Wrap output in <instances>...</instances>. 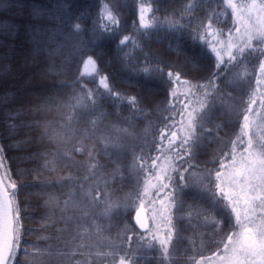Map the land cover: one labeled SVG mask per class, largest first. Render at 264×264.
<instances>
[{"label":"trees","instance_id":"16d2710c","mask_svg":"<svg viewBox=\"0 0 264 264\" xmlns=\"http://www.w3.org/2000/svg\"><path fill=\"white\" fill-rule=\"evenodd\" d=\"M103 2L104 0H0V70H3L0 75V95H9V100L0 104V146L4 148V157L12 170L13 178L20 185L17 202L21 208L23 224L20 248L11 264H41L34 249L43 250L49 245L52 246L54 255L43 258L46 264H76L77 261L80 264H112L113 256H97L96 253L111 252L113 249L109 245L113 242L121 248H127L128 235L132 236V240L131 247L127 250H135L136 264H161L158 246L148 248L138 235H133L143 233L133 222V212H113L111 216H104L103 203L89 208L85 199L81 210L69 209L62 213L59 207H45L48 196L37 193L41 191L40 182L50 180L52 183L46 190L54 193L63 202L67 198L69 188L61 187L56 182V177L68 175L75 177L77 184L99 183L103 187V182L109 181L108 190L114 193L113 199L121 198L131 191L136 177L132 168L133 151L141 154L143 149V153L148 156L158 154L155 144L160 142L159 132L173 119L171 112H179L182 107L179 100L184 99L183 94L187 91L182 84L172 85L166 72L169 69L180 71L182 79L197 84L206 83L216 70L215 54L203 42L194 40L191 31L201 21L207 22L212 8L219 10L222 5L219 0H196V7L191 15L185 14L181 20L185 25L183 29L172 31L164 25L148 30L147 35H141L138 32L141 4L150 3V15L163 21L165 17L180 18L187 0H112L120 17V28L115 37L99 38L93 35L92 29L93 21L96 20ZM37 11L41 15L37 16ZM226 11L227 14L221 16L215 24L217 28L224 30L225 35L233 26L234 19L231 10ZM77 22L82 25L83 31L78 36L70 35L72 25ZM38 29L42 35H36ZM123 35H136L141 48L129 47L121 51L118 39ZM49 37L56 43H50ZM57 43L66 46L59 54L49 56ZM70 46H78V54L68 55ZM129 51L131 59L125 58V52ZM87 56H93L97 60L100 72L109 77V83L114 90L136 96L143 111L137 112L123 100H105L102 111L106 118L92 132H89L87 121L95 119V116L88 114L86 109H81L83 115L79 117L78 122L71 125L74 129L71 143L53 142L49 138L53 130H58V125L65 123L64 115L58 106L69 102L71 97L81 90L82 85L89 89L98 85V78L84 76L80 77L79 81L77 79L85 70L81 57L86 59ZM146 58L163 62L165 74L149 77L138 71V68L146 65ZM259 59L260 57L253 56L244 64L231 66V84L225 86L223 79L218 81L221 88H226V93H231V96L225 95L217 100L212 122L207 124L208 128L213 129L216 125H221L219 138H215L216 132L205 133L207 138L199 148L194 163L202 167L205 164L213 167L209 162L218 155V150L230 139H235L242 120L230 115L229 109L238 108L242 100H247L250 87L255 86L254 78L258 71ZM62 64L63 71H59ZM53 66L59 74L48 71ZM245 67L250 75H245L242 79L240 74L244 73ZM173 88L179 100L171 96ZM191 99L196 106L199 98ZM172 104H175L174 109L170 107ZM254 107L258 108L259 102ZM18 110L20 114L15 115ZM9 113L12 114L11 117ZM165 117H169V120H165ZM174 119L179 121L180 116L176 115ZM252 119L251 134L257 139L264 135V119L257 116ZM10 124L17 126L14 134L9 132ZM114 127L126 129V132L120 134V147H109L105 154L104 143L99 137L109 134ZM86 132H89L92 138L83 140V143L88 146L95 144L99 167L94 171L99 172V176L93 178L89 174L87 154L74 151V162L68 166L60 163L54 172L43 169L45 157L42 153L66 151L72 149L73 145L79 146L78 141L83 139ZM48 159L52 157L49 156ZM18 169L25 170L22 176H17ZM117 169L119 173L113 179L112 174ZM187 175L188 173H185V176ZM85 176H88V180H84ZM34 177H38V180H34ZM76 192L79 197V188ZM180 195L188 203L199 201L211 210L212 215L207 220L203 216L196 218V229H193L186 219H181L179 215L174 216L173 222L181 230L184 239L178 242L170 261H164L163 264H189L188 256L192 254L194 246H198L197 251L203 255H210L215 250L210 238L215 227L213 216L225 221L230 217V210L213 205L195 189H184ZM155 210H161L159 203L155 205ZM85 211L88 215L83 214ZM172 211L176 212V209ZM49 214L55 217L54 222L45 220ZM62 215L74 216L77 219L69 221L67 230L58 233L57 229L66 227L64 220L60 219ZM147 215L150 219L151 210ZM232 219L234 221V217ZM156 220L163 230L164 221L159 215ZM126 225L129 229L127 232L124 231ZM152 226L150 219L149 227ZM118 234L124 235L123 243ZM189 238L195 240L196 244L193 245ZM81 244L83 247H78ZM25 249L28 250L27 255ZM73 251L76 254L70 260L58 254Z\"/></svg>","mask_w":264,"mask_h":264},{"label":"snow or ice","instance_id":"6c2138e0","mask_svg":"<svg viewBox=\"0 0 264 264\" xmlns=\"http://www.w3.org/2000/svg\"><path fill=\"white\" fill-rule=\"evenodd\" d=\"M219 3L222 7H219V10L212 8L207 16V22L201 21L191 31L194 40L203 42L215 54L216 70L212 72L206 83L197 84L182 79L180 71L169 69L166 72L167 79L172 85L182 84L187 91L183 94L184 99L179 100L175 88L171 90V96L179 100L182 107L178 113L171 112L173 119L160 130V142L155 144L158 154L148 156L143 153V149H141V154L133 151L132 168L136 172V177L131 191L121 198L113 199L114 193L108 190L109 181L107 180L101 187L99 183L95 185L77 184L76 178L72 175L58 176L56 182L61 187L69 188L66 193L67 198L61 202L59 197L46 190L52 181H41V191L37 194L48 196L45 207H59L62 213L69 209L81 210L83 201L87 199L89 208H94L97 203H103L104 216H111L113 212L129 214L134 212L135 224L144 231L143 233H133V235H138L148 248L158 246L161 264H163L164 261H170L178 242L184 239L181 230L173 222V217L179 215L181 219H186L193 229H196L197 225L194 222L196 218L203 216L207 220L212 215L211 210L199 201L194 200L192 203H188L182 199L180 194L184 189H195L201 197L209 199L213 205L230 210V217L225 221L213 216L215 227L210 238L215 250L210 255H203L197 251L198 246H194L192 254L188 256L189 264H264V135L254 139L251 134L252 117L257 116L264 119L262 116V112H264V0H219ZM195 7L196 0H187L180 18L172 16L159 21L157 17L150 15L152 13L150 3L141 4L138 32L141 35H147L148 30L164 25L169 30L179 31L185 27L181 23L184 15H191ZM229 9L234 18L233 26L228 29L225 35L224 30L217 28L215 24L221 16L227 14L226 10ZM36 15L39 16L41 13L37 11ZM119 28L120 17L115 11V5L112 0H104L96 20L93 21V35L99 38L115 37ZM82 31V25L77 22L72 25L70 35L78 36ZM42 34L38 29L36 35ZM36 42L39 43V41ZM49 42L56 43L52 37H49ZM65 46V44L57 43L55 50L50 52L49 56L59 54ZM118 47L121 51L129 47L139 49L141 43L136 35H123L118 39ZM78 51V46H70L68 55H76ZM253 56L260 57L258 71L254 78L255 86L250 87L247 100H242L241 106L229 109L230 115H233L237 120H242L235 139H230L218 150V155L209 162L214 165L213 167H208L207 164L202 167L200 164L194 163L199 148L207 138L205 133L216 132L215 138H219L221 125H216L213 129L208 128L207 124L212 122L217 100L225 95L231 96V93H226V88H221L218 81L223 79L225 86L231 84L232 81L229 79L231 66L244 64L249 57ZM125 58H132L130 51L125 52ZM81 61L85 70L80 73L78 81L80 77L90 76L98 78V85L94 89L82 85L81 90L72 96L69 102L61 103L58 106L64 115L65 123L58 125V130H53L49 137L53 142L71 143L74 136V129L71 125L73 122H78L79 117L83 115L81 109H86L88 114L95 116V119L87 121L90 126L89 132H92L106 118L102 111V104L105 100H123L137 112L143 111L136 96L114 90L109 83V77L100 72L97 60L93 56H87L86 59L81 57ZM6 68L7 66H5ZM48 71L59 74L54 66L50 67ZM59 71H63V64ZM138 71H142L149 77L165 74L163 62L147 60V58L146 65L143 68H138ZM2 74L3 70H0V75ZM240 75L243 79L245 75L250 74L247 73L245 67L244 73ZM192 97L199 98L196 106L193 105ZM8 100V94L0 95V104ZM258 102L259 107H254ZM245 104L246 106H244ZM170 107L174 109L175 104ZM165 111H169V109H165ZM19 114L18 110L15 115ZM176 115L180 116L179 121L174 119ZM9 116L11 117L12 114L9 113ZM165 120H169V117H165ZM16 127L15 124L9 125L10 134H14ZM89 132L83 134V139L78 141L79 146L73 145L72 149L66 151L42 153L45 157L43 169L54 172L60 163L68 166L74 162V151L86 153L89 174L93 178L99 176V172L94 171L99 167L96 160L95 144L88 146L83 143V140L92 138ZM123 132H126V129L114 127L112 132L99 137L104 143L105 154L109 147H120V134ZM49 156L52 159H48ZM190 169L191 171H189ZM24 171L18 169L17 176H22ZM118 173L119 169L112 174V178L115 179ZM185 173L188 175L185 176ZM34 180H38V177H34ZM84 180H88V176H85ZM65 181L68 183L65 184ZM19 188L20 185L13 178L12 170L4 157V148L0 146V264H11L16 251L20 248L23 224L21 208L17 202ZM77 188H79V197L76 192ZM157 203L161 206L159 212L155 210ZM172 209H176V212H173ZM150 210V219L153 222L151 228L147 215ZM83 214L88 215V212L85 211ZM157 215L164 221L163 230H161L160 224L155 223ZM232 217H234V221ZM60 219L64 220L66 227L57 229L58 233L66 231L68 222L74 221L77 217L62 215ZM45 220L54 222L55 217L49 214ZM97 231H99L98 227ZM124 231H129L127 225ZM196 235L200 234L196 233ZM59 238L58 236L57 239ZM119 239L123 243L124 235H119ZM189 239L193 245L196 244L195 240ZM131 240L132 236L128 235L127 248L131 247ZM109 246L113 249L111 252H97L96 255L113 256L112 264H136L135 250L129 252L127 248H121L115 242ZM51 247L49 245L43 250L34 249L41 264H46L44 257L54 255ZM78 247H83V245ZM25 254H28L27 249H25ZM58 254L66 256L70 260L76 253L73 251ZM76 264H80V262L77 261Z\"/></svg>","mask_w":264,"mask_h":264},{"label":"water","instance_id":"95a60500","mask_svg":"<svg viewBox=\"0 0 264 264\" xmlns=\"http://www.w3.org/2000/svg\"><path fill=\"white\" fill-rule=\"evenodd\" d=\"M133 217H134V212H133ZM133 222H134V224H135L134 219H133ZM135 226H136V228L139 229L140 231H142V232L144 231V230L140 229L138 225L135 224Z\"/></svg>","mask_w":264,"mask_h":264},{"label":"rangeland","instance_id":"374dc122","mask_svg":"<svg viewBox=\"0 0 264 264\" xmlns=\"http://www.w3.org/2000/svg\"><path fill=\"white\" fill-rule=\"evenodd\" d=\"M25 64H27V63H25ZM150 220V219H149ZM155 223H157V220H155ZM158 224V223H157Z\"/></svg>","mask_w":264,"mask_h":264}]
</instances>
